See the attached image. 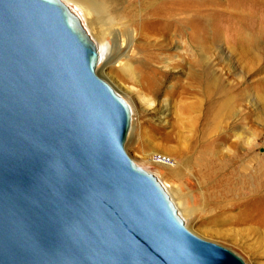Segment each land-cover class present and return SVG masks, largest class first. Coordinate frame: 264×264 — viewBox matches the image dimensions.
Masks as SVG:
<instances>
[{
    "label": "water",
    "instance_id": "95a60500",
    "mask_svg": "<svg viewBox=\"0 0 264 264\" xmlns=\"http://www.w3.org/2000/svg\"><path fill=\"white\" fill-rule=\"evenodd\" d=\"M98 62L63 0H0V264H245L127 155Z\"/></svg>",
    "mask_w": 264,
    "mask_h": 264
},
{
    "label": "rangeland",
    "instance_id": "374dc122",
    "mask_svg": "<svg viewBox=\"0 0 264 264\" xmlns=\"http://www.w3.org/2000/svg\"><path fill=\"white\" fill-rule=\"evenodd\" d=\"M63 1L89 24L94 40L106 44L109 58L117 51L116 31L138 0ZM208 8L213 9L207 22L186 24L177 29L178 35L163 37V56H184L174 70L161 74L145 55L160 50H125L145 74L142 84L134 86L136 92L141 87L146 91L141 100L153 98L160 104L167 99L169 108L161 121L143 110L146 105L135 93L109 82L113 77L132 85L117 63L100 71L97 65L96 71L130 106L127 155L170 192L185 227L245 264H264V0H219ZM168 30H175V24ZM134 41L143 42L138 36ZM252 52L258 58L253 65ZM208 103L219 116L204 125L208 130L202 136L201 114ZM187 104L198 107L185 113ZM156 156L165 159L159 162Z\"/></svg>",
    "mask_w": 264,
    "mask_h": 264
},
{
    "label": "bare ground",
    "instance_id": "6f19581e",
    "mask_svg": "<svg viewBox=\"0 0 264 264\" xmlns=\"http://www.w3.org/2000/svg\"><path fill=\"white\" fill-rule=\"evenodd\" d=\"M134 3L136 6V10H135V8L130 10L129 20L128 21L125 20V22L121 24L122 29L116 31L117 37H115L116 38V45L115 46H116L117 51L115 52L114 55L107 58L106 57V44L105 43H103V45L98 44L96 42L97 40L96 41L94 40V36L92 34H91V37L95 41L97 48H98V51H99V62L97 64L98 65V71L111 67L110 65L113 63H117L118 64L117 66L121 68L123 75L126 78V80H128V82H130L132 85L130 86V85H125L123 83H119L113 77H110L108 79L109 82L113 85L116 84L117 87H119L121 90H123V92H125L127 94L135 93L137 100L142 101L141 100L142 95H140V94L141 93L144 94V92H146V91L143 90V88L141 87V88H138L137 92H136V90L134 89L135 88L134 86L137 84H140L142 82L141 80L144 78L145 74H144V71L141 70L140 66L135 65V63H134L135 61L132 60L133 56L128 55L125 50L127 48L128 49L131 48V52L136 53L137 51L141 50L140 47H142V46L147 51L151 50L152 48L156 49V50H160L161 51L160 53H151V52L149 53V52H147V53H145V55L147 54V56H149L151 61L157 63V64H154L153 67H155L157 70H161L160 71L161 74H163V71H168L171 69L174 70L179 65L177 63V59H180V57H184V56L180 53L163 56V48H164V44H165V43L163 44V37H165L166 35H168L170 37L174 36V35H178L177 29L181 28L182 26H184L186 24H191L192 26H194V25H198L200 23L203 24V22H207V20L209 19L208 18L209 10L213 9V8H208V7L212 4L217 5L219 3V0H165V1H163V0H138L137 2H134ZM66 4H68V3H66ZM138 7L140 10L138 9ZM136 12H138V13H136ZM137 15H138V18L136 19ZM125 19H126V16H125ZM163 22L166 23V27H163ZM158 23L161 24L159 27L156 26ZM83 24L85 25L88 32L90 33L89 24L84 23V20H83ZM174 24H175V30H168V28H170ZM138 30H139V32H138ZM135 36H138V38L140 40H142L143 42H140V43L135 42L134 41ZM122 49H124V50H122ZM257 59H258L257 55L252 52V57L249 60V61H251L252 65H253V61L255 62V60H257ZM191 65H193V63ZM249 69H251V68H249ZM213 80H214V78H213ZM210 82H212V79ZM141 86H143V85H141ZM204 89H206V88H204ZM210 90H211V88H210ZM181 93H183V92H181ZM206 97H205V99H206ZM139 101H138V103H139ZM185 101H186V99H185ZM142 102H144V105H146L143 110L147 113L150 112L149 114L151 116H153V117L156 116L160 121L162 120L163 117L166 116L167 107H168L167 99L163 100L162 103H160V104L155 103V100L153 98H147L146 100H144ZM197 102H199V101H197ZM226 102H227V100H226ZM226 102H223L221 105L223 109L227 106ZM211 106L208 103L204 107L202 114H201V120L203 121V123H202L203 129L201 132L202 136H206L207 130H208V128L204 127V125L207 126L208 124H210L213 120H215L219 116V112H217V111L214 112L215 109L213 110ZM197 107L198 106H196L195 104H192V105L187 104V105H184L182 107V111L185 113H190L191 111H193V109H195ZM182 111H181V113H182ZM226 113L230 114L231 109H226ZM193 121L195 122L196 120L193 119ZM214 125L215 124H213V126ZM210 126L212 127V125H210ZM167 192L170 195V192L169 191H167Z\"/></svg>",
    "mask_w": 264,
    "mask_h": 264
},
{
    "label": "built area",
    "instance_id": "2783aa9c",
    "mask_svg": "<svg viewBox=\"0 0 264 264\" xmlns=\"http://www.w3.org/2000/svg\"><path fill=\"white\" fill-rule=\"evenodd\" d=\"M157 157V161H159V162H163V159H165L164 157H162V156H156Z\"/></svg>",
    "mask_w": 264,
    "mask_h": 264
}]
</instances>
